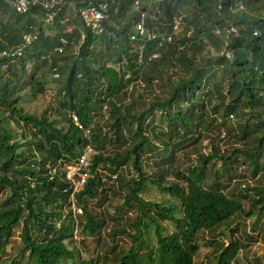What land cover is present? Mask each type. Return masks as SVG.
<instances>
[{"label":"trees","instance_id":"1","mask_svg":"<svg viewBox=\"0 0 264 264\" xmlns=\"http://www.w3.org/2000/svg\"><path fill=\"white\" fill-rule=\"evenodd\" d=\"M62 1L65 5L55 14L52 24L46 25L41 8L34 7L20 15L9 7L7 0H0V52L20 45L23 34H37L36 41L21 57L0 58V192L8 191L0 203V253L22 222V252L30 251L33 264H60L63 259H74V253L64 245V241H71L73 227L70 210L63 211L70 206V184L60 169L76 162L90 145L91 177L74 194V205L82 209L85 217V223L80 226L82 232L95 236L102 225L91 216L85 199L97 198L103 192V179L117 174L127 164L137 175L119 182V190L125 193L121 207L135 208L137 216L131 225L134 234L126 230H112L108 234L112 239L117 235L129 237L132 244L126 252L111 248V256L115 258L112 263L106 255L82 264H193L198 233L215 231L237 215L251 217L264 212V188H253L250 201L248 195L241 193L238 197L242 199L237 200L224 194L221 190L225 186L218 184L220 178L230 182L235 175L232 169L237 164V155H241L253 174L264 170V163L259 162L264 150V116H260V108L264 110V0H228L219 13L218 0H117L100 35L86 30L78 15L71 11L70 4L75 8L85 7L88 0ZM135 1L139 11L148 16V27L154 34L152 40L143 37L131 41L138 19L134 11L130 25L129 13ZM174 2L188 12L179 18L184 24L181 36L172 33L173 19L180 17ZM239 2L242 10L236 7ZM154 7L158 13H154ZM64 18L68 21L63 23ZM230 25L237 35L226 49L231 56L227 59L219 56L223 42L214 33ZM69 27L72 28L67 31ZM254 31L258 36H253ZM61 40L66 45L59 52ZM140 46L144 47L145 59L154 54L158 57L146 63L139 74ZM209 48L216 56H212ZM162 68L171 72L167 77L170 90L165 98L154 97L137 116L132 114L134 102L117 105L120 97L132 94L135 89L127 92V88L139 77L144 87L151 88L153 81L160 79ZM216 70L221 73L218 81L214 80ZM176 73L181 76L174 84L171 75ZM47 74L58 77L56 116L61 124H66L65 128L58 125V120L23 112L25 98L45 93ZM226 77L229 84L223 94ZM200 97L205 99L199 100ZM214 100L219 103H212ZM104 106L109 109L108 131L101 126L100 112ZM69 112L76 114L84 129L91 126L89 141L71 123ZM156 112L159 123L154 125ZM230 116L246 118L243 123L233 125ZM149 118L152 125L145 126ZM11 122L25 131L18 135ZM210 127L216 131V138L224 133L241 144L252 135L253 145L235 149L227 156L220 154L213 144L207 155L194 149L196 162L180 175L182 182L164 181L176 151L190 141L197 129L208 131ZM124 135L129 137L128 141ZM151 140L159 142L164 149V156L154 165H167L159 167L152 177L141 166L144 154L160 155L158 146ZM113 142H123L119 148L130 147L106 153V144ZM149 184L179 202L181 218L174 216L175 206L165 207L141 199ZM47 208L52 209L47 211ZM159 221L169 222L174 231L166 234ZM238 247L232 242L228 248L222 249L219 244L217 249H222L221 257L225 258L231 257Z\"/></svg>","mask_w":264,"mask_h":264},{"label":"rangeland","instance_id":"2","mask_svg":"<svg viewBox=\"0 0 264 264\" xmlns=\"http://www.w3.org/2000/svg\"><path fill=\"white\" fill-rule=\"evenodd\" d=\"M178 12L180 13V17L173 19V27L172 33L173 36H181V27H183V23L179 18L185 17L188 12L185 8L178 3L174 2V5ZM172 8V7H171ZM154 13H158L157 7L153 8ZM73 12V10H71ZM135 9L132 7L129 13L130 16V25L132 21V15ZM161 16L164 17V10L161 12ZM211 51L212 56H216V53ZM158 57V55H157ZM118 70V68L116 67ZM161 75L159 76V80L153 81V85L151 88H136L132 94L126 95L124 97H120L117 100V105H128L131 102L135 103V107L133 108V113L135 116L139 115L144 109L148 107V104L153 102L154 97L165 98L167 93L170 90V86L167 83V77L169 76L170 70L161 69ZM177 75H171V80L174 84H176V80L181 76V73ZM221 73L216 70L214 71V80L218 81ZM46 78V91L44 94L37 95L36 97H28L25 98V102L22 105V109L24 113H28L36 116L37 118L41 116H47L51 120H58V125L66 127V124H61V120L56 116V110L58 109V98L55 95L56 90L59 88L58 80L53 78L51 74H47ZM229 77H226L224 83L222 84V92L226 93L228 89ZM128 92V91H127ZM205 99L200 97L199 100ZM219 100H214L212 103L218 104ZM227 101L224 102L226 104ZM209 105H206V107ZM210 107V106H209ZM185 108V107H181ZM182 109V110H183ZM155 114V123L158 122L159 114ZM248 111L245 110L244 114H247ZM100 115L103 117L101 126L102 129L108 131L107 125L109 124V109L105 106ZM212 116V115H211ZM260 116L263 118L264 110L260 108ZM108 117V118H107ZM213 117V116H212ZM246 117L243 119L234 117H229V121L236 125L237 123H243ZM215 123V122H214ZM152 125L151 119L149 118L146 125ZM255 122H251L250 127H252ZM11 128L17 132H24L25 130L21 128H17L14 123H10ZM157 126V125H156ZM213 127V125H212ZM191 130H195L193 127ZM196 133L190 137V141H186L183 143L181 148L176 151L175 157L172 161L171 168L168 169L167 175L164 176V181H168L171 183H181L180 175L186 172V169L194 166L197 156L193 151L194 149L201 155H207L211 152V145H215L219 149V153L223 155H229L230 152L244 149L243 147H251L253 145L252 135L247 139L246 143L241 144L238 140L232 136H224V133L216 138L213 129L210 127L208 131L203 129H197ZM200 132V134H198ZM110 134V132H108ZM237 134V133H236ZM256 135V134H255ZM259 136V134H258ZM125 139L128 141L129 137L124 135ZM213 137V141L211 138ZM110 138V137H108ZM160 151L159 156H153L152 154H144L141 160L142 170L147 173L150 177L158 172L159 164H155L154 162H158L160 158L164 156L163 147L159 142L151 140ZM196 142V143H195ZM195 143V144H194ZM123 142L119 144L113 142L112 144H106V153L113 154L117 150H124V148L130 147V145L124 147ZM172 147V146H171ZM91 149H86V152L89 154ZM169 151H166V156H168ZM263 157L259 159L260 163H264V150ZM88 161L89 158H87ZM237 164L233 167L232 172L235 175H232L231 181H227L226 179L222 180L220 178L218 180V184H222L225 186L221 191L226 194L230 198H237V200H241L242 198L238 197V193L241 195H248V200H251L253 195V188H264V170L259 171L256 174H253L250 167L247 166L246 162H243L241 155H237ZM167 165H164L165 168ZM221 166V163H217V167ZM210 167V166H208ZM216 168L215 166L213 167ZM63 168L60 169L62 171ZM103 173V172H101ZM103 175V174H102ZM107 175V173H105ZM114 175H117V178H113ZM136 172L133 170L130 164L122 167L117 174L108 175L103 179V186L97 198L94 200L85 199V205L89 210L91 216H94L99 223H101V227H99L98 232L95 236L89 235L87 232H82L81 227L85 223V217L82 215L78 217V227L76 229V234H73L71 241H66V244L70 249L78 252L76 254V263L79 261H97L99 258L103 256H108L110 258V262L112 263L115 259L111 256V248H114L116 252H126L132 244V241L126 235H117L115 238H110L108 235L112 230H126V232L130 234H134V230L132 228V223L135 221L137 216V211L135 208H127L121 207L123 203L124 191L119 190V182H127L132 178H136ZM110 178V179H109ZM117 179L119 181H117ZM211 187V184H209ZM110 188V189H109ZM213 188V187H211ZM248 188V191H246ZM113 192L119 193V196L112 195ZM8 196V191L0 192V203ZM141 199L145 202H151L160 204L161 206H175L174 216L177 218H181V208L179 207V202L174 200L168 194L159 192L155 186L149 184L146 185L143 194L140 195ZM243 206L245 210L248 208L245 200H243ZM52 208H47L45 210H50ZM68 212L69 208H63V211ZM71 212V211H70ZM247 212V210L245 211ZM72 214V213H71ZM71 218V216H70ZM72 219V218H71ZM68 223H64L65 226ZM160 226L165 228L166 234H170L174 231V227L167 221H159ZM23 223L21 222L14 230L13 236L8 242L5 252L0 255V264H11L13 260H15V264H29L30 260L27 258V255L24 256L22 262H20V258L17 257L20 251L23 248V244L20 241V232L22 229ZM74 225L73 219L71 226ZM254 225V227H252ZM58 227V224L56 223ZM81 230V233H80ZM34 234V233H32ZM75 237V238H74ZM236 241L238 244H242L240 247V251L237 254V259L246 264H264V212L256 213V215L251 217H244L243 215H237L232 219H229L222 223L220 227L211 232H201L196 236L195 244L197 245V253L193 257L194 264H211L213 261V256L215 255L214 250L217 248L219 244L223 246H227L230 242ZM151 244H154L153 237H150ZM144 253V252H143ZM116 254V253H115ZM74 263V264H76ZM64 264H72L71 262H66Z\"/></svg>","mask_w":264,"mask_h":264},{"label":"built area","instance_id":"3","mask_svg":"<svg viewBox=\"0 0 264 264\" xmlns=\"http://www.w3.org/2000/svg\"><path fill=\"white\" fill-rule=\"evenodd\" d=\"M117 0H88L85 7L75 8L73 4H70V8L75 12L83 27L94 35H100L104 31L105 25L110 20V8L116 3ZM228 2V0H218L216 4L217 13L220 12L222 7ZM7 3L11 9L16 13L22 15L28 13L31 8L39 7L45 14L44 24L50 25L53 22L55 14H57L61 8L65 5L62 0H7ZM138 13V19L134 23V35L131 36V41H137L138 38L146 37L148 40L154 39V34L148 27V16L145 12L139 11L138 1H135L132 6ZM238 10L243 9V5L239 2L236 3ZM68 19L64 18L63 23L67 22ZM72 27H69L67 31H70ZM223 42L222 51L219 56H224L227 59H231L230 54L226 51L227 47L230 45L231 38L237 35V31L233 26H228L222 29H216L214 33ZM253 36H258V32L254 31ZM37 34L26 33L21 36V43L16 48L8 49L0 52V58H19L23 55L24 51L31 47V45L36 41ZM166 42H171V38L168 37ZM62 47L58 49L59 52L63 50L66 42L61 40ZM143 46L138 47L137 50V64L140 68L139 74L142 72L146 63L157 58V55H151L147 59L143 56ZM57 78V75H54ZM144 88V83L140 77L127 88L128 92H131L133 88ZM73 124L80 130L83 131L84 135L88 136L90 128L84 129L78 122V118L74 115H70ZM108 118V117H107ZM86 155L82 156L77 163L66 167V179L73 186V193L78 191V189L86 183L89 177L87 168ZM73 193L70 195L71 211L73 214V219L75 221V230L77 229V222L75 220L76 216L82 214V210L76 207L73 203Z\"/></svg>","mask_w":264,"mask_h":264},{"label":"clouds","instance_id":"4","mask_svg":"<svg viewBox=\"0 0 264 264\" xmlns=\"http://www.w3.org/2000/svg\"><path fill=\"white\" fill-rule=\"evenodd\" d=\"M154 60V59H153ZM53 78H54V75H53ZM58 78V77H57ZM57 78H55V79H57ZM105 107V106H104ZM103 107V108H104ZM102 108V109H103ZM71 114H74L75 116H76V114L74 113V112H69V114H68V118L71 120V123L73 124V122H72V119H71V117H70V115ZM77 117V116H76ZM78 118V117H77ZM78 122H79V120H78ZM79 124H80V122H79ZM74 125V124H73ZM81 125V124H80ZM75 126V125H74ZM82 126V125H81ZM76 127V126H75ZM83 127V126H82ZM77 128V127H76ZM88 128H90L91 129V126L90 127H88ZM88 128H85V129H88ZM78 129V128H77ZM78 130H80V129H78ZM81 132H82V136L86 139V140H90V132H89V134H88V136H86V135H84V133H83V131L82 130H80ZM86 149H91V146L90 145H87L84 149H83V153L80 155L81 157L82 156H84V154L86 155V159L87 158H89V160H90V155H92L93 154V151L92 150H90V152H89V154H87L86 152L84 153V151H86ZM80 157V158H81ZM80 158H77L76 159V162H73V163H71V164H69V165H63V173H64V176H65V180L67 181V179H66V167L67 166H70V165H74L75 163H77L78 162V160L80 159ZM87 168H86V170H87V172H88V175H89V177L88 178H90L91 176H90V174H89V170H88V168H89V166H90V161H88V159H87ZM88 178H87V180H88ZM113 178H117V175H114L113 176ZM87 180H86V182H87ZM69 184H70V187H69V190H71V193H70V195L73 193V186L71 185V183L69 182V181H67ZM86 184V183H85ZM84 184V185H85ZM84 185H82L79 189H78V191H76V192H79V191H81L82 190V188L84 187ZM76 192H74L73 193V203H74V194L76 193ZM69 203H70V196H69ZM78 208H80V207H78ZM69 209H70V211H71V203H70V206H69ZM81 209V208H80ZM82 210V209H81ZM65 212V211H64ZM71 213H72V211H71ZM83 214V213H82ZM82 214L81 215H79V216H76V218H75V220H76V222H77V227H78V220H77V218L78 217H81L82 216ZM71 216V218L73 219V214H71L70 215ZM73 222H74V225L72 226L73 227V233H72V236H73V234H76L77 232H76V230H75V228H74V226H75V221H74V219H73ZM58 224V223H57ZM59 225V224H58ZM80 233H81V230H80ZM75 238V237H74ZM115 238V237H114ZM10 241V240H9ZM66 241H69V240H66ZM66 241H64V245H65V247L69 250V251H72L73 253H74V259H71V260H65V259H63V260H61V262H60V264H64V263H66V262H71L72 264H74V263H76V258H77V256H76V254H75V251L73 250V249H70L69 247H68V245L66 244ZM235 243H237L236 241H234ZM232 242H230L227 246H223L222 244H220V245H222V249H225V248H228L229 246H230V244H231ZM8 244V243H7ZM238 244V243H237ZM239 245V247H238V249L234 252V254L230 257L229 255H227V257H225V258H223V257H221V255H223L224 253H223V251H222V249H220V250H218L217 248L214 250V252H215V255L213 256V261H212V263L211 264H224L223 263V260L224 259H227V261H226V264H246V263H242V262H240L238 259H237V254H238V252L240 251V247H242L243 245L241 244H238ZM7 246V245H6ZM218 247V246H217ZM6 248V247H5ZM24 248V247H23ZM22 248V249H23ZM198 250V249H197ZM5 252V249L0 253V255L1 254H3ZM76 253H78V252H76ZM197 253V252H196ZM25 255H27V258L30 260V263L29 264H33V260H32V258L30 257V251H26V252H22V250L20 251V253L18 254V256L17 257H19L20 258V262H22L23 261V259H24V256ZM194 257V256H193ZM91 261H93V262H95L94 260H91ZM82 262H87V261H83V260H81V261H79L78 263H76V264H82ZM192 262H193V258H192ZM11 264H15V260H13L12 262H11ZM193 264H194V262H193Z\"/></svg>","mask_w":264,"mask_h":264}]
</instances>
